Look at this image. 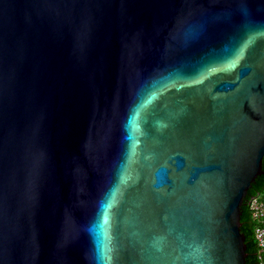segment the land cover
Segmentation results:
<instances>
[{"label": "water", "instance_id": "water-1", "mask_svg": "<svg viewBox=\"0 0 264 264\" xmlns=\"http://www.w3.org/2000/svg\"><path fill=\"white\" fill-rule=\"evenodd\" d=\"M264 0H0V264H247Z\"/></svg>", "mask_w": 264, "mask_h": 264}, {"label": "trees", "instance_id": "trees-1", "mask_svg": "<svg viewBox=\"0 0 264 264\" xmlns=\"http://www.w3.org/2000/svg\"><path fill=\"white\" fill-rule=\"evenodd\" d=\"M263 170H264V159H263ZM264 195V172L257 176L255 182L249 188L248 193L244 199L242 205V231L246 235L247 244V264H264V249L260 250L258 242L255 238V228L259 224H264V219L257 220L252 216V209L250 200L255 195Z\"/></svg>", "mask_w": 264, "mask_h": 264}, {"label": "built area", "instance_id": "built-area-1", "mask_svg": "<svg viewBox=\"0 0 264 264\" xmlns=\"http://www.w3.org/2000/svg\"><path fill=\"white\" fill-rule=\"evenodd\" d=\"M252 216L257 220L264 219V195H255L250 200ZM255 238L260 250L264 249V224H259L255 228Z\"/></svg>", "mask_w": 264, "mask_h": 264}]
</instances>
